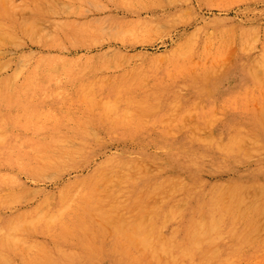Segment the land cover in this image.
I'll return each instance as SVG.
<instances>
[{
  "label": "rangeland",
  "instance_id": "374dc122",
  "mask_svg": "<svg viewBox=\"0 0 264 264\" xmlns=\"http://www.w3.org/2000/svg\"><path fill=\"white\" fill-rule=\"evenodd\" d=\"M1 21L0 264L216 260L210 240L183 255L145 240L143 223L195 175L229 194L264 166V0H0ZM239 130L234 169L202 161L177 183L163 171L190 135ZM72 149L66 168L41 164ZM240 220L224 264H264V203Z\"/></svg>",
  "mask_w": 264,
  "mask_h": 264
},
{
  "label": "bare ground",
  "instance_id": "6f19581e",
  "mask_svg": "<svg viewBox=\"0 0 264 264\" xmlns=\"http://www.w3.org/2000/svg\"><path fill=\"white\" fill-rule=\"evenodd\" d=\"M0 31L3 34H12L10 33L12 30L10 31L9 27L7 28L2 21L0 22ZM256 63L264 67V47L257 56ZM245 135L246 132H241V130L232 135L213 131L206 135H190L185 145L174 146L166 153L164 159L166 161L162 165L163 171L168 174L170 180L177 183V174L181 173V170L188 169L193 164L202 161L221 162L226 169H234L245 161L244 155L238 154L236 146L237 139ZM70 138L79 139L82 137L73 136ZM254 147L264 149L263 135L256 138ZM77 153L79 150L72 149L70 152L55 158L43 156L41 164L45 167L66 168L68 163L76 160ZM131 179L130 174L123 182H120V185H111L110 190L115 191L130 186L133 182ZM145 183L147 184V181ZM229 185L232 188L229 194L218 190L220 187L204 190V182L197 175L192 178L189 185H179L174 191L179 196L176 205H170L169 196L165 195L162 202L149 210L143 223L145 240H150V243L155 240L159 241L163 249L174 248L173 246L176 245L177 252H183L180 254L184 255L187 253L186 248L192 245L194 248H198L203 239H207L212 242L214 247L215 252L212 253V257H217V259H209L198 264H224L225 260H231L232 257L227 251L230 236L236 228L242 229L244 227L243 222L238 221V219L250 213L253 208H260L261 203H264V166L251 168L244 175L233 179ZM245 185H252L260 189L251 201L240 196ZM71 189L68 186L63 192L69 194ZM183 229L189 232L188 238H181L180 233ZM181 248L182 250H180Z\"/></svg>",
  "mask_w": 264,
  "mask_h": 264
}]
</instances>
